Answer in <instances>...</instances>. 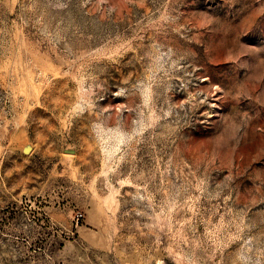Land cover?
Here are the masks:
<instances>
[{
  "label": "rangeland",
  "instance_id": "obj_1",
  "mask_svg": "<svg viewBox=\"0 0 264 264\" xmlns=\"http://www.w3.org/2000/svg\"><path fill=\"white\" fill-rule=\"evenodd\" d=\"M0 264H264V0H0Z\"/></svg>",
  "mask_w": 264,
  "mask_h": 264
}]
</instances>
